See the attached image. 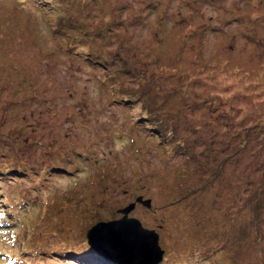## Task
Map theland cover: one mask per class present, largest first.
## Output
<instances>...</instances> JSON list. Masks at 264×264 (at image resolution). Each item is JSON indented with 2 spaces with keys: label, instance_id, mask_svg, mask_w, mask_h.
Instances as JSON below:
<instances>
[{
  "label": "rangeland",
  "instance_id": "obj_1",
  "mask_svg": "<svg viewBox=\"0 0 264 264\" xmlns=\"http://www.w3.org/2000/svg\"><path fill=\"white\" fill-rule=\"evenodd\" d=\"M41 1L0 0V264H112L85 233L140 196L157 264H264V0Z\"/></svg>",
  "mask_w": 264,
  "mask_h": 264
},
{
  "label": "water",
  "instance_id": "obj_2",
  "mask_svg": "<svg viewBox=\"0 0 264 264\" xmlns=\"http://www.w3.org/2000/svg\"><path fill=\"white\" fill-rule=\"evenodd\" d=\"M136 203L150 207V200L140 196L118 210L119 220L98 222L85 233L87 245L113 264H157L162 259L158 234L128 217Z\"/></svg>",
  "mask_w": 264,
  "mask_h": 264
},
{
  "label": "trees",
  "instance_id": "obj_3",
  "mask_svg": "<svg viewBox=\"0 0 264 264\" xmlns=\"http://www.w3.org/2000/svg\"><path fill=\"white\" fill-rule=\"evenodd\" d=\"M42 1L49 2L48 0H42ZM53 1H55V6H52L51 8H47V7L42 6L41 8L44 9L45 11H48L49 13H51V12L52 13L58 12L60 14V16L62 14H64V13H65V15H68L67 10H65V6H63V5H64V2H69L70 0H53ZM84 1H86L85 3H87V2H90V1H94V0H81L82 4H85ZM41 2H38L39 5L41 4ZM47 2H45V3H47ZM151 6H152L151 8L154 9L156 7V4L152 3ZM119 18H122V17H119ZM119 18L116 20L117 25H120L121 22H122V19H119ZM118 29H119V27H118ZM194 32H195L194 29H191L190 30V35H192ZM74 36H76L77 38L79 37L76 34H74ZM115 44H116V42H115ZM91 58L92 57H87V60L90 61V62H92V63H94L95 65H97L98 68H105L107 66V62H105L102 58L96 57L98 59H94V60L91 59ZM115 59H116L115 64L116 63H119L121 65V68L120 69H122V71L125 70V69H127V67H126L128 65L127 63L130 62V61H128L127 52L126 51L121 50L119 53L118 52L117 53L115 52ZM142 66H144V65L142 64ZM156 89H159V86H154L153 88L150 87V89L148 91L149 92V98L146 99V97H148V93L144 97H142V98H144V100L142 102L141 109L144 111V114H150L151 113V115H153V117L157 119L158 123H161L160 118H158L156 116V112H154V110H153V108L159 107V105H160L158 103L159 91L156 90ZM151 90H152V93L150 92ZM124 95H125V99H127V100L134 98V97L129 96V92L128 93H124ZM124 95H123V98H124ZM139 98H141V97L138 96V99ZM144 123H145V125H148V123L150 124V122L147 123L146 121ZM169 128H170V126H169L168 122H165L159 128L158 132L154 130L156 133L155 132H153V133H155L157 137L158 136L160 137L161 136L160 134H162V133H167V134L171 133V131L169 130ZM248 143H249V141L243 140L241 142V146H239L238 151H236L235 153H233V154L225 157L224 159H221L220 157H217L216 156L215 157L216 158L215 160L217 161L218 165L216 164V168H213V170L215 172L213 171L214 174L212 175L211 178H216L218 176V173H220L221 170L224 168L225 162L232 161V160H234V157L236 155H238V153L245 152L246 149H248V147H247L248 146ZM203 165L204 166H207V162L206 161H203ZM262 165H264V162H262V163L261 162H253V163H251V166H253L254 169H259ZM205 175H206V173H205ZM206 177L208 178V176H206ZM263 195L264 194H263V191L262 190L259 191V192L257 190L256 192L253 191L249 196L245 197V205L247 207V213L250 214V215H252L251 217H253V220H255L256 218H258L260 216V214L264 212V206H261L259 204L260 203V199H261V197ZM182 198H183V196H182Z\"/></svg>",
  "mask_w": 264,
  "mask_h": 264
}]
</instances>
